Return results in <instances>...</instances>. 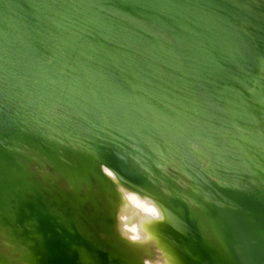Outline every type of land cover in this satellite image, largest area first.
<instances>
[{"label": "water", "instance_id": "1", "mask_svg": "<svg viewBox=\"0 0 264 264\" xmlns=\"http://www.w3.org/2000/svg\"><path fill=\"white\" fill-rule=\"evenodd\" d=\"M0 264H264V0H0Z\"/></svg>", "mask_w": 264, "mask_h": 264}, {"label": "bare ground", "instance_id": "2", "mask_svg": "<svg viewBox=\"0 0 264 264\" xmlns=\"http://www.w3.org/2000/svg\"><path fill=\"white\" fill-rule=\"evenodd\" d=\"M135 204H137L138 206H140L141 208H145L143 205H140L139 203H135Z\"/></svg>", "mask_w": 264, "mask_h": 264}]
</instances>
